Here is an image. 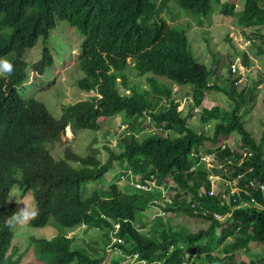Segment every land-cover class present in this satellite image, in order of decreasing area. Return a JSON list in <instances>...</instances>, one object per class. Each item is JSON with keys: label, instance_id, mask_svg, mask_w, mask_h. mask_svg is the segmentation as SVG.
Instances as JSON below:
<instances>
[{"label": "trees", "instance_id": "obj_1", "mask_svg": "<svg viewBox=\"0 0 264 264\" xmlns=\"http://www.w3.org/2000/svg\"><path fill=\"white\" fill-rule=\"evenodd\" d=\"M220 1L188 0L185 8L204 24L203 16L208 18ZM239 2L226 0L221 12L235 16L252 33L257 52L264 54V0H244V8L236 10ZM175 14L173 0H0V55L5 53L18 66L20 78L27 74L24 54L47 34L44 25L54 26L62 18L84 35L85 54L79 57L84 76L78 85L97 93L65 105L58 118L42 101H26L16 89L0 91V264L21 261L15 252L7 258L14 230L6 220L17 210L9 196L15 183L34 192L39 216L32 226L44 227L54 216L66 228L84 224L87 233H100L90 240L67 233L51 239L29 237L38 262L28 264H103L110 248L125 253L123 260L110 264H134L133 259L146 264H264V256L241 258L252 244H264V131L256 138L240 114L245 108L250 113L255 105L264 72L240 79L230 58L225 84L223 74L211 84L210 70L195 58L185 31L171 27ZM129 57L138 75L150 73L148 87L131 79ZM41 58L37 68L50 59L48 49ZM250 59L244 53L247 67ZM160 76L195 88L186 93L193 99L187 111L179 109L181 99ZM209 88L223 89L229 96L231 114L220 115L218 106L203 105ZM117 114L127 126L118 137V149L109 144L110 134L105 136L106 161L96 147L83 155L66 145L61 159L48 150L63 140L68 125L74 133L98 130ZM211 124L213 132L205 127ZM232 135L235 147L223 141ZM208 155H215L218 165L207 166ZM117 163L132 172L135 182L153 180L165 187L171 203L163 204L159 188H122L119 176L110 188L82 196L87 181L102 180ZM155 206L164 214L151 223L139 218L138 213ZM178 215L206 219L209 226L194 232L176 220Z\"/></svg>", "mask_w": 264, "mask_h": 264}, {"label": "rangeland", "instance_id": "obj_2", "mask_svg": "<svg viewBox=\"0 0 264 264\" xmlns=\"http://www.w3.org/2000/svg\"><path fill=\"white\" fill-rule=\"evenodd\" d=\"M243 7L244 0H241L237 6V10H242ZM181 17L172 24H176ZM188 21L189 19L187 18V22ZM210 21L211 22L206 20L203 25H197V21L194 20L192 22V26H189L188 29L187 27L185 28L188 33L189 44L196 59L205 64L210 70V81L212 83L217 81L219 74H223L221 83L224 85V78L229 75V59H236L238 64L241 61V64L245 65L243 63L244 53H247L251 57L249 66L247 67L245 65V68L241 67V72L243 74L246 70L245 77L248 75L256 77V75L262 73V71L264 72V54L261 55L257 52L254 41L250 40L248 37L252 35V33L246 32L243 27L238 24L235 16L225 17L221 15L219 8L216 6V10H214ZM58 30L60 33L52 32L51 39L48 41V44L52 49V53H55V63L51 67H48L46 73L41 77L30 69V79L34 83L24 85L21 88V93L24 99L28 100L36 98L44 102L57 117L62 114L63 106L65 104H73L79 100L87 99L96 94L94 91L89 93L84 92L76 83L78 78L84 76V72L78 68V61L76 59L78 53L80 52L79 46L81 40H83L82 34L78 29L71 28L66 20H59L55 31ZM226 35H229L233 39V42L228 41L226 39ZM258 35V33L255 34V36ZM257 40L260 42L261 38L257 37ZM37 44L38 45L33 49V51H30L27 55L31 64L41 57L42 49L45 43L41 42L39 45L38 42ZM238 51H240L239 54ZM132 61V59H129V73L131 79L140 83L142 87H148L149 83L147 81V75H150V73L144 76L138 75L137 71L133 69ZM158 79L161 83L168 84L174 88V92L179 97L178 99H181L179 109L187 111L190 100L187 98L186 93H191V91L195 90V88L191 84H178L177 82L171 81L163 76L158 77ZM197 91L200 92V90ZM256 98L257 101L255 105L251 107L250 113L246 114L247 112H245V108L240 112V114L244 116L246 127L256 138L260 140L264 131V84L259 87ZM206 99L204 105L207 106V108L218 106L220 108V115H229L232 113L233 102L223 89H207ZM195 117L193 119L200 130L202 127L197 120L199 114H197L196 118ZM126 126L127 124L123 115L117 114L111 117L107 123H105L98 130L80 129L78 132L74 133L72 129L68 127L69 129L67 128L66 135H64L63 140L54 142V144L49 145L48 148L56 159H61V157L64 156V148L66 145L73 146V149L76 152L83 155L93 152V149L96 147L100 151V159L106 161L108 158V151L105 148V136L110 134L109 139L111 142H109V144L115 149H118V137L124 131ZM205 127L211 132L214 131V124L207 125ZM144 136L145 133L141 134V138ZM235 139L236 135H232V137L224 139L223 141L224 143L235 147ZM62 142H64V144H61ZM206 160L208 162L207 166L209 167L218 165L215 155H208ZM73 165L79 167L78 165H75V163H73ZM121 170V166L117 163L115 168L104 177L107 178L108 176H111L110 178L102 184L100 181L90 182L85 189V194L99 187H108L115 179L116 175L123 173ZM126 182L128 181L124 180L121 184L124 186ZM100 184L101 186H99ZM13 190L14 188L12 189V192ZM33 199L32 193H23L17 189L14 190L11 197V200L17 204L20 209L25 207L22 205L24 203L33 207ZM34 208L36 209L35 203ZM157 214H161V209L160 207L158 208V206H155L148 208L144 212L138 213V216L141 220H148L147 223H151ZM177 218V221H180L194 232L209 226V222L203 218L189 217L187 215H178ZM13 230L14 239L7 258H10V255L15 252L17 257L21 256L19 264L38 262L36 247L34 244L30 243V239H28L29 237L53 238L58 234L67 233L68 236H76L79 240H90V238H96L97 236L95 235H100V233H94V231H89L87 233L84 225L75 229L66 228L58 223L54 218H52L44 228H35L29 224L24 228L18 227ZM97 231L100 232L99 230ZM108 252V259L103 264H110V260L113 259L123 260L125 257V253H122V251L118 248H110L108 249ZM263 254L264 244L258 242L257 244H252L250 251L242 253L241 258L249 260L258 255L262 257L264 256ZM132 261L134 264H146L145 262H140L136 259H133Z\"/></svg>", "mask_w": 264, "mask_h": 264}, {"label": "clouds", "instance_id": "obj_3", "mask_svg": "<svg viewBox=\"0 0 264 264\" xmlns=\"http://www.w3.org/2000/svg\"><path fill=\"white\" fill-rule=\"evenodd\" d=\"M226 0H221L220 1V3L219 4H215V6H214V10H216V6L219 8V10H220V14L221 15H223V16H225V17H230L229 15H226V14H223L222 12H221V9H220V7H221V5H222V3L223 2H225ZM239 1V0H238ZM241 1V0H240ZM187 2H188V0H173V4H174V9H175V19L176 20H178L181 16H183V17H181V19L178 21V22H176V24H172V23H174V20L173 21H171V20H169V22H170V25H171V27H175L176 28V31H180V32H183V31H185V33H186V35H187V37H188V33L186 32V28L185 27H187V29L189 28V26H192V22L195 20V21H197L196 20V16H193V15H191V14H189V11L185 8V6H186V4H187ZM239 5V4H238ZM244 8V7H243ZM214 10H213V12L212 13H209L208 15H209V17L207 18L206 16L207 15H205V16H203V19H205V22H206V20H209V22H211L210 21V18H211V16L213 15V13H214ZM236 10H237V3H236ZM187 18L189 19V21L187 22ZM59 20H66V21H68L67 19H62V18H57L56 19V21H55V24H54V26L53 25H51V24H49V23H46L45 25H44V27L42 28V30L44 31V32H47V34L46 35H41L39 38H38V40H37V42L35 43V45L33 46V48H31V49H28L27 50V52L24 54V56H23V60L27 63V68H26V72H27V74L25 75V77H23V78H20L19 77V73L21 72L20 71V69L18 68V66L17 65H14V63H13V61L4 53L3 55H0V84H2V86L0 85V91L1 92H7V93H10L13 89H16L17 91H18V93L20 94V96L23 98V96H22V93H21V88L24 86V85H27V84H32V83H34L31 79H30V69H32L31 71H33L34 73H36L37 75H39V77H41V76H43L45 73H46V70H47V68L48 67H51L54 63H55V53L53 54L52 53V49H51V47H50V45L48 44V41L51 39V33L52 32H54V33H60V31L58 30V31H55L56 30V28H57V24H58V22H59ZM175 20V21H176ZM68 24H69V26L71 27V28H75V29H78L76 26H74V25H72L69 21H68ZM197 25H203V24H199L198 22H197ZM179 27V28H178ZM79 30V29H78ZM190 31V30H189ZM79 32H80V30H79ZM81 33V32H80ZM82 34V33H81ZM82 36H83V40H81V43H80V46H79V49H80V52L78 53V56L76 57V59H77V61H78V68H80L81 70H82V67H81V65H80V61H79V57H81V56H83L85 53H84V51H83V42H84V35L82 34ZM125 37H129V39L131 40V37L132 36H125ZM249 37V39L250 40H252V41H254L253 39H251V35L250 36H248ZM226 39L228 40V41H230V42H233V39L229 36V35H226ZM39 42V45L41 44V42L42 43H45L44 44V46H43V49H42V54L44 55V51H45V49H48L49 50V53H50V59L49 60H47L45 63H44V65L41 67V68H37V64H39L40 63V61L42 60V55H41V57L37 60V61H35L33 64H31L30 62H29V60H28V58H27V55H28V53H30V51H33V49L38 45L37 43ZM188 43H189V37H188ZM189 46H190V44H189ZM235 47V46H234ZM190 49H191V46H190ZM89 50H90V48L87 50V53L89 52ZM191 51H192V49H191ZM86 53V54H87ZM192 53H193V51H192ZM240 52H238V54H239ZM194 54V53H193ZM233 55V54H232ZM262 55V54H261ZM195 56V55H194ZM234 57H235V55H234ZM249 57H250V55H249ZM196 58V57H195ZM129 59H132L133 60V57H129L128 58V63L130 64V62H129ZM133 62V64H134V61H132ZM244 63V62H243ZM205 65V64H204ZM232 71H236V70H239L240 71V74L242 75V78H240V79H245V74H246V70H245V72H244V74L241 72V67L242 68H245V65H243V64H241V61L239 62V64L237 63V60L236 59H234V63L232 64ZM83 71V70H82ZM84 72V71H83ZM79 79V78H78ZM78 79L76 80V83H77V85H78ZM36 81V80H35ZM211 82V81H210ZM215 83V82H214ZM214 83H212L211 82V84H214ZM79 86V85H78ZM80 87V86H79ZM83 90V89H82ZM84 92H86L85 90H83ZM91 91H94L95 93H96V91L95 90H91ZM91 91H89V92H91ZM88 92V93H89ZM97 94V93H96ZM95 94V95H96ZM92 96H94V95H92ZM91 97V96H90ZM205 98H206V95H205ZM24 99V98H23ZM31 99H33V98H31ZM34 99H36V98H34ZM88 99V98H87ZM189 100H190V103H192L193 102V99H192V97L191 98H188ZM24 100H26V99H24ZM29 100V99H28ZM28 100H26V101H28ZM36 100H38V99H36ZM82 100H86V99H82ZM82 100H79V101H82ZM40 101V100H39ZM79 101H77V102H79ZM77 102H75V103H77ZM75 103H73V104H75ZM65 105H70V104H65ZM64 105V106H65ZM64 106H63V109H64ZM49 108V107H48ZM49 110H50V108H49ZM197 110V112H199V108H197L196 109ZM51 111V110H50ZM52 112V111H51ZM53 114V113H52ZM62 114H63V111H62ZM61 114V115H62ZM54 115V114H53ZM60 115V116H61ZM55 116V115H54ZM59 116V117H60ZM55 117H57V116H55ZM58 117V118H59ZM2 119H4V118H2ZM68 127H70L71 128V125H68L67 126V128ZM67 128H66V131H67ZM72 129V128H71ZM70 129V130H71ZM73 131V130H72ZM64 135H66V132L64 133ZM49 150V149H48ZM50 151V150H49ZM92 151V150H91ZM90 153H93V152H90ZM53 156V155H52ZM54 157V156H53ZM65 157V150H64V156L63 157H61V158H64ZM55 158V157H54ZM70 163L73 165V163H75V165H78L79 167H77V166H74L75 168H80L81 167V164L80 163H78V162H73V161H70ZM117 165V164H116ZM120 166H121V164H119ZM126 168V167H125ZM123 166H121V172L123 171V173H121V174H118V175H116V176H119V180H118V183H119V185L122 187V188H125V185L123 186L122 184H121V182L122 181H124V180H127L128 182H126L125 184L126 185H128V186H130V185H134V186H136L137 187V184H139V183H145V182H135V180H134V178H133V176H132V172L131 171H128V169H125ZM108 174V173H107ZM106 174V175H107ZM128 175H131V178H129L128 177ZM111 176H108L107 178H103L102 180H96V181H100L101 182V184L104 182V181H106L108 178H110ZM92 181H94V180H89V181H87L84 185H83V189H82V196L84 195V196H86V195H88V194H90L92 191H90L89 193H87V194H85V189H86V187H87V185L90 183V182H92ZM115 181V179L112 181V182H114ZM148 181H153V180H147L146 182H148ZM111 182V183H112ZM155 182V181H154ZM111 183H110V185H111ZM101 184L99 185V186H101ZM155 184H156V187H154L153 188V190L155 189V188H159V189H161L162 190V188H164V189H166L165 187H163V186H159L156 182H155ZM110 185L108 186V187H99V188H96V189H101V188H104V189H108V188H110ZM14 188V190L15 189H17V190H20V191H22L23 193H27V194H30V193H32V196H33V207L32 206H30L29 204H27V203H24V204H22V205H24L25 207H23V208H19V206L17 205V204H15L12 200H11V197H12V194H13V192H14V190H13V192H12V189ZM137 188H139V187H137ZM141 189V188H140ZM95 190V189H94ZM143 190H145V189H143ZM153 190H149V191H153ZM163 191V190H162ZM11 192H12V194H11ZM9 196H10V202L14 205V207H16L17 208V210L15 211V212H13L9 217H8V219L6 220V224H7V226L10 228V229H16V228H24V227H26V226H28L29 224L31 225V221H33V220H35L36 218H37V216H39V208H38V204H37V201H36V198H35V195H34V192L31 190V189H26L25 187H22L19 183H15L13 186H12V188H11V191H10V194H9ZM163 199L165 200V198H164V196H163ZM163 200V204H164V201ZM18 203V202H17ZM34 203H35V205H36V209L34 208ZM18 204H20V203H18ZM161 214H162V212H161ZM52 218H54L55 219V217L54 216H52L51 218H50V220L52 219ZM49 223V222H48ZM82 225H84V224H82ZM82 225H79V226H82ZM32 226V225H31ZM79 226H77V227H79ZM32 227H35V226H32ZM45 227V226H44ZM44 227H35V228H44ZM77 227H75V228H77ZM84 227L86 228V226L84 225ZM74 228V229H75ZM48 239H51V238H48Z\"/></svg>", "mask_w": 264, "mask_h": 264}, {"label": "built area", "instance_id": "obj_4", "mask_svg": "<svg viewBox=\"0 0 264 264\" xmlns=\"http://www.w3.org/2000/svg\"><path fill=\"white\" fill-rule=\"evenodd\" d=\"M137 187H139V188H141V189H145V190H153V188L156 187V184H155L154 181H148V182H145V183H139V184H137ZM162 190H163V196H164V198H165V200H164V201H165L164 204H165L166 202L171 203V199H170L169 197L166 196L167 190L164 189V188H162ZM161 212H162V214H164L163 211H161ZM218 217H219V216H218ZM219 218H220V217H219Z\"/></svg>", "mask_w": 264, "mask_h": 264}, {"label": "crops", "instance_id": "obj_5", "mask_svg": "<svg viewBox=\"0 0 264 264\" xmlns=\"http://www.w3.org/2000/svg\"><path fill=\"white\" fill-rule=\"evenodd\" d=\"M206 99V98H205ZM205 99H204V102H205ZM207 100V99H206ZM203 105H204V103H203Z\"/></svg>", "mask_w": 264, "mask_h": 264}, {"label": "bare ground", "instance_id": "obj_6", "mask_svg": "<svg viewBox=\"0 0 264 264\" xmlns=\"http://www.w3.org/2000/svg\"><path fill=\"white\" fill-rule=\"evenodd\" d=\"M69 129V128H68Z\"/></svg>", "mask_w": 264, "mask_h": 264}]
</instances>
